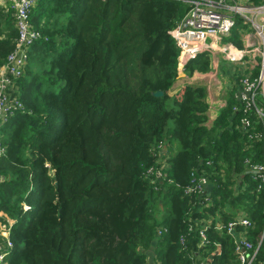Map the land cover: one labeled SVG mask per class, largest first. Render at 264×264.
Here are the masks:
<instances>
[{"label":"trees","instance_id":"obj_1","mask_svg":"<svg viewBox=\"0 0 264 264\" xmlns=\"http://www.w3.org/2000/svg\"><path fill=\"white\" fill-rule=\"evenodd\" d=\"M189 8L184 0H41L34 8L44 37L20 79L25 110L2 128L0 212L15 221L9 264H146L154 242L160 264H202L211 255L238 264L235 235L211 229V245L199 247L188 234L189 218L201 216V197L185 193L196 168L211 174L207 213L225 221L246 213L258 244L264 188L247 159L264 162V139L249 141L237 128L233 93L211 127L206 86L170 93L179 51L169 31ZM12 10L0 13V66L18 37ZM209 68L199 55L187 73ZM173 141L170 169L153 182L157 145ZM161 226L168 231L158 235ZM252 264H264V240Z\"/></svg>","mask_w":264,"mask_h":264},{"label":"built area","instance_id":"obj_2","mask_svg":"<svg viewBox=\"0 0 264 264\" xmlns=\"http://www.w3.org/2000/svg\"><path fill=\"white\" fill-rule=\"evenodd\" d=\"M41 0H9L10 9L14 10L15 25L18 37L14 49L8 54L5 62L0 66V157L5 155L4 124L17 112L24 111L21 99L20 79L26 74L30 64L32 46L43 34L32 21V12ZM190 5L186 14L177 21L169 31L178 47L179 78L187 75V68L191 61L199 55L209 58V70L212 76V87L216 96L209 99V110L220 113V108L227 105L229 95L233 93L239 105L234 111L242 112L237 128L249 136V141L264 139V130L257 131L256 125L262 122L264 126V1L240 2L238 0H184ZM220 60L226 62L234 72L235 86L229 85L220 70ZM195 84V83H186ZM184 85V86H185ZM176 93V92H175ZM164 144L157 145L158 156ZM208 161L207 164H211ZM248 172L254 180L259 181L258 190L264 188V162L251 163L247 159ZM148 172L155 175L156 182L167 175L163 166L157 169L149 168ZM225 177V171L218 172ZM210 175L196 168L188 186L186 195H199L197 210L201 216L189 218L188 234L196 233L199 247L211 245L209 232L211 229L219 233L227 231L235 235L234 253L238 264H252L256 260L257 252L264 240V231L255 245L246 230L254 227L253 221L244 212H239L230 220L225 221L220 212L207 213L212 205ZM7 177L0 173V185ZM193 201V204L197 203ZM13 222L0 220V235L5 238L8 250L0 247V264L7 263V257L14 249L11 239ZM240 227L245 229L238 230ZM168 231L167 227L157 229L158 235ZM187 237L182 235L180 243L186 247ZM216 243V242H215ZM219 245V244H218ZM213 255L204 258L202 264H215ZM209 259V260H208ZM146 264H149L147 262ZM217 264H233L218 262Z\"/></svg>","mask_w":264,"mask_h":264},{"label":"crops","instance_id":"obj_3","mask_svg":"<svg viewBox=\"0 0 264 264\" xmlns=\"http://www.w3.org/2000/svg\"><path fill=\"white\" fill-rule=\"evenodd\" d=\"M240 2H246L248 0H238ZM253 2H257V0H250ZM10 5L9 0H0V9H3L5 6ZM6 8V7H5ZM225 63L223 60H220V70L221 73L224 75V77L226 78V81L228 82L229 85L235 86L236 84L234 83V78L235 76L233 75L234 72H232V68L228 65V70L225 71L224 70V66ZM227 64V63H226ZM223 69V71H222ZM212 76H211V72L210 70L206 71V72H200V71H194L191 74H187L185 76H183L182 78H179L173 86L172 92H178L181 88H183V86L186 83H199L202 84L204 86H206L207 91H208V97H207V101L209 103V99L213 98V97H217L216 96V90H212L210 89L213 85H212ZM174 94V93H173ZM217 108L220 109V113L222 108H220L218 105H216ZM220 113H217L214 109L209 110L207 115H208V120L206 122V125L211 127L213 126V124L215 123V121L217 120V118L220 116ZM177 150V144L173 141L170 143H165L163 148L160 151V154L158 156V163L160 166L164 167V170H169L170 169V162L169 159L170 157L176 152ZM242 182V181H240ZM210 190L212 189L211 187H209ZM235 189H237L236 191L239 192V188L235 187ZM159 214L161 213L160 211H158ZM0 220L2 221H11L14 224V220H12L9 217H6V214L0 212ZM0 247L2 248V250L6 251L9 248L7 247L6 244V240L4 237H2L0 235ZM147 256V260L149 262V264H160V261L157 258L156 255V243L154 242L152 244L151 247H149L148 249L144 250ZM13 252V250L11 251V253ZM9 258V256H8ZM7 258V263L9 264V260Z\"/></svg>","mask_w":264,"mask_h":264},{"label":"rangeland","instance_id":"obj_4","mask_svg":"<svg viewBox=\"0 0 264 264\" xmlns=\"http://www.w3.org/2000/svg\"><path fill=\"white\" fill-rule=\"evenodd\" d=\"M261 1H264V0H257V2H261ZM6 7V8H5ZM3 9H0V13L1 12H4L5 14H8V13H10V5H7V6H5ZM12 15H14V10H12ZM0 17H1V14H0ZM34 67H35V69H36V71H39V72H41L42 71V66L40 65V64H35L34 65ZM224 70L225 71H227L228 70V64H226L225 63V66H224ZM222 71H223V69H222ZM197 84H199V83H197ZM170 93L171 94H173L174 92H172V91H170ZM234 189H235V187H234ZM160 216H161V218H162V213H160ZM8 258V257H7Z\"/></svg>","mask_w":264,"mask_h":264},{"label":"water","instance_id":"obj_5","mask_svg":"<svg viewBox=\"0 0 264 264\" xmlns=\"http://www.w3.org/2000/svg\"><path fill=\"white\" fill-rule=\"evenodd\" d=\"M175 93V92H174ZM164 94V92L163 91H157V92H155V95H163Z\"/></svg>","mask_w":264,"mask_h":264}]
</instances>
